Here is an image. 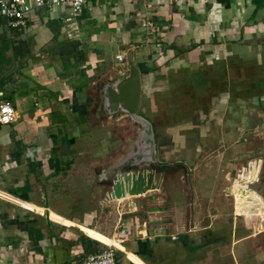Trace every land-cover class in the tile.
I'll use <instances>...</instances> for the list:
<instances>
[{
	"label": "crops",
	"instance_id": "0c3cea01",
	"mask_svg": "<svg viewBox=\"0 0 264 264\" xmlns=\"http://www.w3.org/2000/svg\"><path fill=\"white\" fill-rule=\"evenodd\" d=\"M69 13L33 9L19 29L0 18V102L15 109L0 124V264H81L111 245L115 264H264V231L236 216L257 211L252 189L235 180L233 197L228 185L217 200L204 192L231 180L235 146H264V0H99ZM127 56L159 161L187 169L145 194L105 200L99 173L136 127L104 112L99 82ZM85 146L108 161L95 171L92 161L75 164ZM214 147L217 158L205 157ZM188 178L184 205L178 183ZM172 196L176 205H160ZM114 204L146 218L121 217L113 234L93 225Z\"/></svg>",
	"mask_w": 264,
	"mask_h": 264
},
{
	"label": "water",
	"instance_id": "95a60500",
	"mask_svg": "<svg viewBox=\"0 0 264 264\" xmlns=\"http://www.w3.org/2000/svg\"><path fill=\"white\" fill-rule=\"evenodd\" d=\"M123 67L116 68L113 77L99 82L104 97L101 104L104 112L121 116L136 127L135 136L127 150L99 173V178L108 187L105 200L145 194L158 189L168 172L181 169L186 174L187 169L182 164L159 161L153 124L138 112L141 101L139 69L129 56L124 60Z\"/></svg>",
	"mask_w": 264,
	"mask_h": 264
},
{
	"label": "rangeland",
	"instance_id": "374dc122",
	"mask_svg": "<svg viewBox=\"0 0 264 264\" xmlns=\"http://www.w3.org/2000/svg\"><path fill=\"white\" fill-rule=\"evenodd\" d=\"M245 147L247 149H245ZM234 148H235L234 149L235 158H233V161L232 160L231 161L236 164V168L231 169V180L225 183L213 184L211 181L204 183L206 184L205 185L206 190L204 192L210 194L211 196H213L215 200H217L218 197L214 193L218 194L223 186L228 185L229 189H227L226 191L230 193L229 195L231 197H233L232 196L233 193L231 192L230 187L236 181L247 185V187L252 189V196H253V200L255 201L257 211L255 212V214H244L243 212H239L236 214V216L239 219H245L247 222H249L250 226L252 227L251 229H253L255 233H257L258 231L262 232L264 231V182H263L264 181V155H263L264 153L262 154V151L264 150V146H254V147L253 146H250V147L235 146ZM102 151L103 150L99 149L98 146H85V148L83 147L80 150H78L76 154L74 155L72 154V157L74 158L75 164L77 165H80V164L83 165L85 162L88 163L92 161L94 165L93 171H95L98 169V167L100 168L103 164H105L108 161V158L107 160L106 159L104 160V158H102L103 154L100 157L97 155V153L101 154ZM114 151L115 149H113L112 151H104L105 152L104 157H108V155H110V153H114ZM220 153L221 151L217 147H214L213 150L206 152L205 157L214 159V158H217L216 156ZM248 156H249V159L247 160L246 158ZM218 158H221V157L219 156ZM229 159H230L229 156L226 158L224 155V158L221 160L222 162L223 161L227 162ZM221 168L224 169L222 171L224 173L230 170V168L228 167L222 166ZM250 169L253 171V176L249 180L246 181L244 177V173ZM220 177L222 178V175ZM188 180L189 181H185L184 183L183 182L178 183V187H179V189L177 190L179 194L178 196L180 195L183 196L184 205H185V202L187 201L186 199L188 198L187 185L188 183L189 185H191L189 178ZM181 188L184 189L183 193H180ZM172 197L173 198L171 202L170 200H167L169 202V205H167L168 203L166 200L161 201L160 205H164V206L176 205L175 199H177V197L176 196H172ZM143 212L144 211H141L139 212V214H137L138 211L131 212L129 211V208L127 209L126 206H123L122 204L106 205V207H104V209L101 211V214L93 216V220H94L93 225L97 226L100 223H102V226H107L110 232L113 234L116 231L117 222L120 220L121 217H126V216L132 217L133 215L137 214L139 215V218L142 217L143 219V218H146V215L142 214ZM181 217L183 218L184 216H178L177 220L180 221ZM226 219H227V222L229 223V218L226 217ZM110 239H113V238H110Z\"/></svg>",
	"mask_w": 264,
	"mask_h": 264
},
{
	"label": "built area",
	"instance_id": "2783aa9c",
	"mask_svg": "<svg viewBox=\"0 0 264 264\" xmlns=\"http://www.w3.org/2000/svg\"><path fill=\"white\" fill-rule=\"evenodd\" d=\"M91 1L99 0H0V18L7 21L12 28H22L28 22V14L31 10L37 8H56L69 7L70 13L68 20L75 17L82 8ZM142 26L146 30L155 28V22L151 19H146L142 22ZM116 58L119 61L123 60V56L118 54ZM15 119V109L10 101L3 100L0 102V124H9ZM115 250L113 247L88 255L81 264H115Z\"/></svg>",
	"mask_w": 264,
	"mask_h": 264
},
{
	"label": "bare ground",
	"instance_id": "6f19581e",
	"mask_svg": "<svg viewBox=\"0 0 264 264\" xmlns=\"http://www.w3.org/2000/svg\"><path fill=\"white\" fill-rule=\"evenodd\" d=\"M113 248H115V246L112 245Z\"/></svg>",
	"mask_w": 264,
	"mask_h": 264
}]
</instances>
